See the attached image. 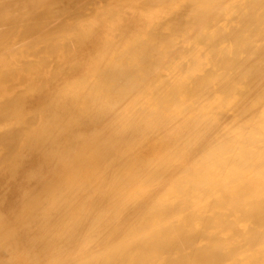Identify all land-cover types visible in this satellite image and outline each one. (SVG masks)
Listing matches in <instances>:
<instances>
[{
  "label": "clouds",
  "instance_id": "obj_1",
  "mask_svg": "<svg viewBox=\"0 0 264 264\" xmlns=\"http://www.w3.org/2000/svg\"><path fill=\"white\" fill-rule=\"evenodd\" d=\"M4 188L0 264H264V0H0Z\"/></svg>",
  "mask_w": 264,
  "mask_h": 264
},
{
  "label": "bare ground",
  "instance_id": "obj_2",
  "mask_svg": "<svg viewBox=\"0 0 264 264\" xmlns=\"http://www.w3.org/2000/svg\"><path fill=\"white\" fill-rule=\"evenodd\" d=\"M65 10H87L90 7L89 3H77V4H65L62 6ZM10 190L8 188H4L0 191V195H8Z\"/></svg>",
  "mask_w": 264,
  "mask_h": 264
}]
</instances>
